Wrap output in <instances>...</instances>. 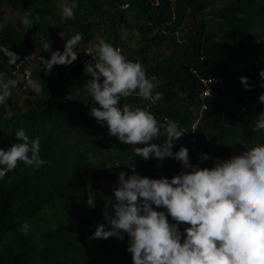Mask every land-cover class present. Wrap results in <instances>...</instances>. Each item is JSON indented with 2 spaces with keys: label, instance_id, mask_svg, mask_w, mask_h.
I'll list each match as a JSON object with an SVG mask.
<instances>
[{
  "label": "trees",
  "instance_id": "1",
  "mask_svg": "<svg viewBox=\"0 0 264 264\" xmlns=\"http://www.w3.org/2000/svg\"><path fill=\"white\" fill-rule=\"evenodd\" d=\"M1 1L23 15L30 13L34 24L29 29L21 20L15 25L0 20L5 23L0 44H11L19 55L15 64H9L0 54V77L14 82L10 96L0 104V148L15 143V132L24 128L31 139H40V156L46 164L36 168L20 162L0 180V264H131L117 258L118 248L106 250L105 239L92 238L96 228L84 229L87 218L106 210L103 205L109 194L102 181L118 183L121 171L131 174L126 164L129 157L137 159V172L150 178H171L183 170L174 158L160 162L134 157L131 145L120 143L109 134L107 125L89 117L92 101L82 100L76 106L66 98L72 84L68 74L85 77L78 61L95 39L96 25L105 28L109 23L106 39L116 47L128 48L129 44L117 32L110 40L115 26L137 33L138 47L129 59L140 61L147 75L161 82L156 90L163 96L150 104L133 94L122 98L121 104L147 107L161 124L169 119L178 122L186 133L173 151L180 146L189 148L193 164L200 160V152L208 153L211 158L202 167H211L213 159L222 157L218 143L227 146L230 140H241L255 149L264 147V134L257 136L254 130L255 120L264 116V105L259 103L264 97L260 80L264 73V0H109L110 11L100 12L102 22L98 23L88 19L101 11L102 0H76L73 16L63 20L53 0ZM49 17L58 23L47 22ZM77 32L82 34L81 54L71 65L45 68L39 76L32 72L39 90H30L36 84L28 87L23 80L15 81L27 58L35 54L42 60L50 58L41 38L51 41L52 51H62L66 40ZM219 75L213 96L203 98V79ZM242 76L248 78L251 91L241 83ZM23 87L27 88L24 111L16 106ZM164 139L161 128L159 140L153 142ZM112 150L124 153L121 166L112 174L99 172L95 168L104 167V162L94 164L91 155ZM89 183L96 197L94 208L87 205V194L82 202L77 200L78 190ZM25 220L31 226L27 235L19 230ZM127 246L128 239L119 247L122 254Z\"/></svg>",
  "mask_w": 264,
  "mask_h": 264
},
{
  "label": "clouds",
  "instance_id": "2",
  "mask_svg": "<svg viewBox=\"0 0 264 264\" xmlns=\"http://www.w3.org/2000/svg\"><path fill=\"white\" fill-rule=\"evenodd\" d=\"M75 7L76 0H65L62 17H72ZM20 19L26 28L34 24L30 13ZM4 28L5 23L0 22V31ZM81 40L82 34L77 32L66 40L62 51H52L51 41L41 38L42 48L51 52L50 58L43 59L44 67L53 70L55 65H71L78 58L75 49ZM97 41L96 54H91L93 60L85 66V74L91 75L86 84L93 101L89 115L107 125L109 134L120 143L131 145L134 157L160 162L174 158L183 170L171 178H150L137 172V159L129 157L126 164L131 174L119 173L112 203L103 213L106 223L97 225L92 238L123 241L127 236L126 250L133 264H264V147L251 155L215 158L211 167L191 163L189 148L180 146L173 151L186 133L178 122L169 119L161 124L147 107L121 104L122 98L133 94L157 103L163 96L156 90L161 82L149 77L143 64L127 58L121 48L103 37ZM0 54L9 64L19 58L11 44H0ZM240 79L251 91L248 78ZM260 80L264 82V73ZM11 84L14 82L0 79V104L10 96ZM259 103L264 105V97ZM161 128L165 139L153 142L159 140ZM254 130L257 136L264 134V116L255 120ZM15 137L10 147L0 148V180L20 162L36 168L46 164L40 156L38 137L31 139L24 128L17 130ZM198 155L201 161L211 158L205 152ZM86 203L94 208L96 197L89 193ZM30 227L25 220L19 230L27 235Z\"/></svg>",
  "mask_w": 264,
  "mask_h": 264
},
{
  "label": "rangeland",
  "instance_id": "3",
  "mask_svg": "<svg viewBox=\"0 0 264 264\" xmlns=\"http://www.w3.org/2000/svg\"><path fill=\"white\" fill-rule=\"evenodd\" d=\"M53 2L57 5L58 12L60 16L62 17L61 10H62L63 4L65 3V0H53ZM67 2L71 3L72 0H67ZM102 6L103 8L101 9V11L96 10L97 15L89 17L88 22H94V23L102 22V17L100 16V12L106 11V10L110 11L111 7L109 4V0H102ZM111 11H114V9H111ZM22 16L23 14L20 11L12 9L5 2L0 0V20L1 21H4L7 24L15 25L18 21L21 20L20 18ZM63 19L64 17H62V20ZM127 19L130 22H132V15L130 13H127ZM46 20L47 22H50L52 24L58 23L57 20L51 19L50 17L47 18ZM108 27H109V23L105 25V28H101L98 25L94 26L95 39L89 43L87 48H91L94 52H96L97 44H98L97 37H103L106 39L108 35H107V32L105 31L106 29H108ZM113 30H114V33H112L110 40L112 41L115 39V33L117 32V34L120 37V40L121 41L125 40L127 44H129L128 48H124L122 45H118V47L122 49L123 54L127 58H130L133 55L132 50L138 47L137 33L127 28L121 29L120 27H116V26L112 29V32ZM61 41L64 42V35L61 36ZM75 50L78 52V54H81V49H79V47L78 49H75ZM42 62L43 60L41 59V57H39L38 54H35L25 60V62L21 65V69L28 67L33 73H36L37 76H39L40 74H42L41 72L43 71V69H45ZM232 64L235 68H240V66H238L237 64L233 62ZM247 65L248 64H245L241 66V68H244ZM70 68L71 66L68 67V71H67L68 73L70 72ZM69 75L70 73L68 74L67 78L68 80H70V82H72V84H71L70 89H68L65 92L66 98H70L76 106L82 100H90L91 98L86 89V84L90 79L87 78L86 76L84 77L83 75L75 77V78H71ZM219 77L221 76L219 75ZM0 79H2V77H0ZM19 79L22 80L20 74L19 76H17L15 81ZM35 84L36 85L34 86V88L30 90H39V85L37 84V82ZM26 90L27 88L23 87L16 99V106H18L19 110H23V111L25 109L24 101L27 98ZM92 106H93V101L91 103V107ZM87 114L89 115V113ZM89 117L93 118L90 115ZM218 148L220 152H222L221 159H230L233 155H243V154L251 155L253 151L259 150V149L252 148L251 146H249L248 144H246L245 142L241 140H235V141L230 140L227 142V146H223L220 143H218ZM123 157H124V153L116 152L112 150L109 152L104 151L102 153H93L91 155V160L94 162V164H98L100 161L104 162V165H105L104 167L100 166L99 168L96 167L95 169L99 170V172L105 171L107 174H112L115 169H118L121 166ZM116 184H117L116 181H111V180L102 181L103 190L106 189L109 194V196H106L105 198V202L103 205L104 207H106L107 204L110 205L112 203V200H113L112 196L114 195L113 188ZM92 192H94L92 183H89L87 186L80 188L77 192L78 202H82L85 194L88 195L89 193H92ZM109 211L111 210L109 209ZM86 220L87 221L84 226V229L86 231H91L93 228H96L97 225L100 223H106L104 219V215L95 216L93 218H87ZM127 239H128L127 236H125V239L123 241H121L119 238H116V237L105 239L106 241L105 243L107 244L105 245V248L106 250H112V251L117 250L118 248L116 252L117 258L121 261L126 260L127 262H130L131 264H133L131 253H129L126 250L125 253L122 254L121 250H119L120 246L125 245Z\"/></svg>",
  "mask_w": 264,
  "mask_h": 264
},
{
  "label": "built area",
  "instance_id": "4",
  "mask_svg": "<svg viewBox=\"0 0 264 264\" xmlns=\"http://www.w3.org/2000/svg\"><path fill=\"white\" fill-rule=\"evenodd\" d=\"M123 8H128V5L123 6ZM91 54L94 55V51L91 48H87L84 51L80 60L78 61L79 65L82 68L84 75L89 79H91V75L85 74V66H86V64L92 62L93 58H92ZM20 76H21V78H22V80L26 86L33 87L35 85V81L32 78V71L28 67H25L22 69ZM220 80H221V78L218 76L203 79L204 90H203V93L201 96L203 98L212 97L213 96V88L215 85H217L220 82ZM203 108L205 109L206 107L204 106ZM167 121L168 120H166V122ZM197 124H198V120L194 122V124L192 125V129H195ZM197 163H200L201 166H203V161H201V159Z\"/></svg>",
  "mask_w": 264,
  "mask_h": 264
}]
</instances>
